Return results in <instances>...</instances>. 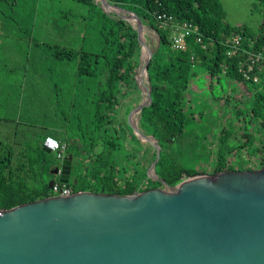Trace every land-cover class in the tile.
<instances>
[{
  "label": "trees",
  "instance_id": "obj_1",
  "mask_svg": "<svg viewBox=\"0 0 264 264\" xmlns=\"http://www.w3.org/2000/svg\"><path fill=\"white\" fill-rule=\"evenodd\" d=\"M77 1L97 5L93 0ZM108 1L142 17L158 36L156 51L147 64L151 102L138 120L140 131L153 135L160 146L154 165L156 177L146 173L156 151L129 133L120 114L128 104L127 97L131 100L132 94L138 95L132 79L140 64L142 45L139 48L137 31L131 24L102 11L103 20L96 22L103 43L99 49L55 46L52 52L56 60L71 61L75 67L73 92L77 99L71 106L81 110L60 115L63 119L73 116L77 122H71L72 134L65 131L63 137L56 139L65 144L64 154L71 156V180L66 184L71 192L125 195L142 188L176 185L195 175L264 166V68L253 67L247 79L240 69L247 68L249 52L264 46V0H258L263 19L257 31L246 24L227 23L220 0ZM159 12L173 15L178 22L196 25L201 40L191 34L184 38V49H173L172 29L156 18ZM231 34H239L241 39L237 52L228 56ZM199 68L207 74L210 84H219L223 78L233 84L241 83L248 90L235 99L238 88L234 86L233 92L219 98V103L224 99L223 108L219 117L208 121L207 127L212 131L209 138L200 134L197 127H201L204 109L198 115L190 111L194 104L189 101V92L195 86L192 80ZM253 74L257 80H253ZM131 101L132 110L135 105ZM39 128L42 127L38 126L37 134L33 127L14 118L0 117V209L50 195L48 182L53 179L52 169L58 161L56 153L44 149V139L50 135ZM244 154L250 158L245 160ZM196 158L202 160L199 165L194 162ZM205 165L210 169L205 171Z\"/></svg>",
  "mask_w": 264,
  "mask_h": 264
},
{
  "label": "water",
  "instance_id": "obj_2",
  "mask_svg": "<svg viewBox=\"0 0 264 264\" xmlns=\"http://www.w3.org/2000/svg\"><path fill=\"white\" fill-rule=\"evenodd\" d=\"M133 28L145 45V35ZM155 51L140 57L147 92L131 110L142 135L137 124L151 102L147 64ZM148 136L156 151L150 176L160 146ZM60 167L58 181L70 183V155ZM0 264H264V166L125 195L78 190L0 209Z\"/></svg>",
  "mask_w": 264,
  "mask_h": 264
},
{
  "label": "rangeland",
  "instance_id": "obj_3",
  "mask_svg": "<svg viewBox=\"0 0 264 264\" xmlns=\"http://www.w3.org/2000/svg\"><path fill=\"white\" fill-rule=\"evenodd\" d=\"M93 1L98 6L77 0H0V117L14 118L33 127L37 134L38 126H41L39 130L42 133L57 140L65 135V131L67 134L73 133L71 122H77V119L73 116L71 119H63L60 115L81 111L71 106L77 99L73 92L75 67L71 61L56 60L52 54L53 47L99 49L103 43L102 36L96 31V22L103 20L104 14L114 19L124 18L132 27L135 25L127 19L131 15L129 12L119 8L117 11H106L102 0ZM220 1L227 23L246 24L252 31H257L263 19L258 0ZM111 5L113 6L112 3ZM138 17L144 23L145 45L143 44L140 57L142 55L145 60L143 52L150 54L155 50L158 36L142 17ZM140 45L141 39L139 48ZM141 66L140 63L132 79L134 87L138 89V95L135 93L131 97L134 103L132 106L135 105V108L144 100L147 92L146 78ZM207 79L208 76L202 69H196L192 80L195 86L189 92V101L194 104L190 111H194L196 115L204 109L202 122L199 123L201 127L198 123L196 125L198 132L205 133L209 138L212 131L207 127L208 121L219 117L223 108L221 103L224 99H220L219 103V98L226 92H233L234 86L238 88V91H234L235 99H240L242 93L248 90L241 83L233 84L223 78L215 85L210 84ZM127 100L128 104L121 108L120 114L132 131L131 122L134 121L135 114L129 106L130 96ZM144 143L153 150L151 141ZM61 145L65 146L64 143ZM243 157L245 160L250 158L247 154ZM56 159L59 165L61 158ZM234 160L236 159L232 158ZM194 162L199 165L202 160L196 158ZM204 169L207 171L210 166L205 165ZM155 175L151 171L149 177L155 178ZM51 178L56 181L58 175L52 172ZM142 190L144 188L140 191Z\"/></svg>",
  "mask_w": 264,
  "mask_h": 264
},
{
  "label": "built area",
  "instance_id": "obj_4",
  "mask_svg": "<svg viewBox=\"0 0 264 264\" xmlns=\"http://www.w3.org/2000/svg\"><path fill=\"white\" fill-rule=\"evenodd\" d=\"M156 18L165 26H169L172 29L171 32V46L175 50H182L185 48V41L184 38L189 35L196 36L197 41L201 40V36L198 32V29L196 25H193L192 23L188 21H182L178 22L175 20V17L173 15L167 14V13H156ZM240 35L239 34H231L230 38L228 39V48L226 50V54L230 56L234 52L236 53L238 50V47L240 45ZM246 64L247 68L240 69L242 70V73L244 77L247 79L251 76L249 73L253 67L258 68L261 70L264 68V46L259 50H252L248 53L246 57ZM253 80H257V76L253 74L252 76ZM44 146L48 148L50 151L56 152V156L58 158L63 159L65 155L64 154V146L59 143L55 138L51 136H46L44 139ZM61 172L60 164L58 165L57 169V175L59 176ZM50 189V195H68L71 193L70 188L64 184L60 183L58 180L53 181L52 187Z\"/></svg>",
  "mask_w": 264,
  "mask_h": 264
},
{
  "label": "bare ground",
  "instance_id": "obj_5",
  "mask_svg": "<svg viewBox=\"0 0 264 264\" xmlns=\"http://www.w3.org/2000/svg\"><path fill=\"white\" fill-rule=\"evenodd\" d=\"M102 5H103V7H104V9H105L106 11H115V10L117 11V10H118V9H116V7H114V6L110 5V4H108L107 0H102ZM114 9H115V10H114ZM121 14H122V13H121ZM130 14H131V15L128 16L127 19H130L131 22H132L133 24H135V26L139 29L140 33L143 34V33H144V24L140 23V22L138 21V19H137L132 13H130ZM143 48H144V46L142 45V51H143ZM143 54H144V58H145L146 56L149 55V53H147V52H143ZM142 58H143V56H142ZM140 69H141V67H140ZM140 69H139V70H140ZM141 77H142V76H141ZM141 101H142V100H141ZM131 123H132V130L135 132V134H137L139 137H141L142 139H144L146 142L152 141L150 137H146L145 135H142V134L136 132L135 127H134L135 122L132 121Z\"/></svg>",
  "mask_w": 264,
  "mask_h": 264
},
{
  "label": "crops",
  "instance_id": "obj_6",
  "mask_svg": "<svg viewBox=\"0 0 264 264\" xmlns=\"http://www.w3.org/2000/svg\"><path fill=\"white\" fill-rule=\"evenodd\" d=\"M238 25H240V24H238Z\"/></svg>",
  "mask_w": 264,
  "mask_h": 264
}]
</instances>
